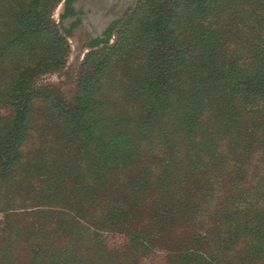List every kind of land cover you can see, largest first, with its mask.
I'll return each instance as SVG.
<instances>
[{"label":"trees","instance_id":"obj_1","mask_svg":"<svg viewBox=\"0 0 264 264\" xmlns=\"http://www.w3.org/2000/svg\"><path fill=\"white\" fill-rule=\"evenodd\" d=\"M60 1L0 0V264H264V0H138L70 97Z\"/></svg>","mask_w":264,"mask_h":264},{"label":"rangeland","instance_id":"obj_2","mask_svg":"<svg viewBox=\"0 0 264 264\" xmlns=\"http://www.w3.org/2000/svg\"><path fill=\"white\" fill-rule=\"evenodd\" d=\"M66 0H61L59 4L53 11L52 18L56 22H61L62 11L64 3ZM138 0H129V5L123 15H121L120 20L116 23L108 42H100L99 46L95 49L103 52H107L109 48L116 45L120 38L119 31L123 29V25L129 21L133 8L136 6ZM120 22V23H119ZM119 23V25H117ZM67 39V56L62 70L45 72L38 75L32 80L36 85H55L57 86L64 94L70 97L75 91L76 87L79 85L82 77V63L85 60L86 55L92 50V47L86 46L83 44V41L80 37L66 35ZM119 72L114 71L107 75L104 80L105 86L100 92L99 97L101 100L113 102V104H108L106 112H124L127 114L130 125L134 126L144 113V108L139 99H129L124 93L122 94L121 90L117 88L120 75ZM4 113V109L0 107V115ZM40 111L37 108L34 110V115L37 117V124L45 121L43 118H40ZM39 136V134H38ZM35 135L34 144L29 146L35 148L40 145V138ZM105 242L109 246H118L122 247L125 245L126 240L121 234H108L105 237ZM24 252L21 250V256ZM21 259V258H20ZM22 260V259H21Z\"/></svg>","mask_w":264,"mask_h":264},{"label":"flooded vegetation","instance_id":"obj_3","mask_svg":"<svg viewBox=\"0 0 264 264\" xmlns=\"http://www.w3.org/2000/svg\"><path fill=\"white\" fill-rule=\"evenodd\" d=\"M128 5L129 0H66L61 22L69 36L92 47L110 36Z\"/></svg>","mask_w":264,"mask_h":264}]
</instances>
